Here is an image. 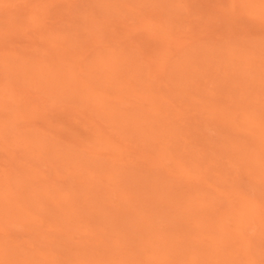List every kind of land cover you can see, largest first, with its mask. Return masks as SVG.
I'll return each mask as SVG.
<instances>
[{"label":"rangeland","instance_id":"1","mask_svg":"<svg viewBox=\"0 0 264 264\" xmlns=\"http://www.w3.org/2000/svg\"><path fill=\"white\" fill-rule=\"evenodd\" d=\"M0 264H264V0H0Z\"/></svg>","mask_w":264,"mask_h":264}]
</instances>
